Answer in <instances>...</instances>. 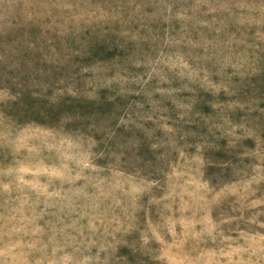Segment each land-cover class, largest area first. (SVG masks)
Masks as SVG:
<instances>
[{"label":"rangeland","instance_id":"obj_1","mask_svg":"<svg viewBox=\"0 0 264 264\" xmlns=\"http://www.w3.org/2000/svg\"><path fill=\"white\" fill-rule=\"evenodd\" d=\"M0 264H264V0H0Z\"/></svg>","mask_w":264,"mask_h":264},{"label":"trees","instance_id":"obj_2","mask_svg":"<svg viewBox=\"0 0 264 264\" xmlns=\"http://www.w3.org/2000/svg\"><path fill=\"white\" fill-rule=\"evenodd\" d=\"M85 102H86V101H85ZM85 102H84V103H85Z\"/></svg>","mask_w":264,"mask_h":264}]
</instances>
